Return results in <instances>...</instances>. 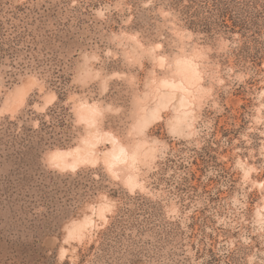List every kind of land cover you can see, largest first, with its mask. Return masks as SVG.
<instances>
[{"label": "rangeland", "instance_id": "374dc122", "mask_svg": "<svg viewBox=\"0 0 264 264\" xmlns=\"http://www.w3.org/2000/svg\"><path fill=\"white\" fill-rule=\"evenodd\" d=\"M256 38L162 0H0V264H264Z\"/></svg>", "mask_w": 264, "mask_h": 264}, {"label": "trees", "instance_id": "16d2710c", "mask_svg": "<svg viewBox=\"0 0 264 264\" xmlns=\"http://www.w3.org/2000/svg\"><path fill=\"white\" fill-rule=\"evenodd\" d=\"M161 1V0H160ZM263 0H162L165 9L178 13L184 27L206 35L236 31L255 42L264 29Z\"/></svg>", "mask_w": 264, "mask_h": 264}, {"label": "bare ground", "instance_id": "6f19581e", "mask_svg": "<svg viewBox=\"0 0 264 264\" xmlns=\"http://www.w3.org/2000/svg\"><path fill=\"white\" fill-rule=\"evenodd\" d=\"M60 154V153H59ZM62 154V153H61ZM57 155V154H56ZM57 157H58V155H57ZM64 157V156H63ZM67 158V157H66ZM83 158V157H82ZM84 160V159H83ZM57 163V162H56ZM79 163V162H78ZM71 165V164H70ZM61 166V165H60ZM67 166V165H66ZM72 166V165H71Z\"/></svg>", "mask_w": 264, "mask_h": 264}]
</instances>
